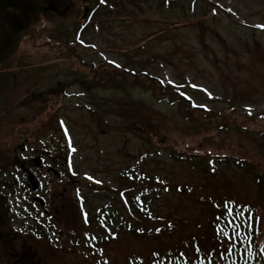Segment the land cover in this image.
<instances>
[{"label": "rangeland", "instance_id": "obj_1", "mask_svg": "<svg viewBox=\"0 0 264 264\" xmlns=\"http://www.w3.org/2000/svg\"><path fill=\"white\" fill-rule=\"evenodd\" d=\"M35 1L37 8L43 10L41 20L47 27L42 30L40 22L30 26L35 21L36 10H14L11 22L24 31L11 29L9 42L21 46L18 50L9 46L10 50L0 52L3 57L0 81L18 64H22L19 66L22 71H29L25 73L22 86L15 81L19 104L12 114L15 118L25 117L15 120L7 110H0V134L4 131L3 137L8 135L0 137L2 152L6 148L3 145L10 144L12 138L13 143L16 142L15 122L23 134L21 143L25 142L24 147L18 148L17 158L11 153L7 159H0L3 167L0 168V190L5 182L6 190L13 196L9 178L12 170L19 167L25 171L26 184L23 180L15 184L27 194L29 174L39 172L37 180L45 188L50 185L55 190V197L48 201L64 231L62 241L68 249H56L47 238L38 240L33 235L14 243L5 236L10 231L1 223L0 261L8 260L10 254L24 253L23 258L13 255L17 264H90L84 261L88 256L83 253L95 250L94 242L83 235L86 248L82 244L81 249L72 251L79 245L74 241L70 243L68 230L78 227L82 230L86 213L95 215L106 206L104 196H113L120 190V174L133 169L143 157L147 160L137 171L156 172L159 164L152 162L151 156L161 151L157 158L162 159L163 154H167L163 150L165 146L187 155L208 156L212 162L219 159L214 166L216 171L212 169L214 174L201 176L199 166L176 164V169L169 171L171 174L165 178L166 185L185 183L191 185L192 190L181 196L166 192L167 210L161 209L165 212L163 215L157 212V206L164 198L151 199V203H155V207H151L154 214L148 209V216L130 207L127 201L125 207L117 204L129 228L137 232L122 230L118 238L108 242L110 254L104 257L95 253L93 264L95 261L97 264H149L151 260L157 264L158 252L177 253L169 259L173 264H217L221 258L229 264H239L240 257H244L239 256L238 248L232 245L219 248L217 255L213 253L203 258V250L197 253V247L202 245L193 235L201 234L203 243L209 244L204 250H211L213 244L208 241L210 236L205 227L207 219H212L214 214L209 205L214 199L221 200L220 203L224 199L235 200L249 206L263 201L264 191L246 173L247 167L241 170L228 164L235 162L230 158H239L264 176V0H174L175 3L168 0L165 5L142 0L140 5H127L125 10L119 11L131 18L105 22L101 31L99 28L84 31L80 37H75L73 31L69 40L75 43V51L55 42L59 40L60 29L72 28L71 24L79 25L84 21L85 9L92 8L88 0ZM10 2L15 5L14 1ZM52 3L55 4L50 14L48 9ZM24 15L31 16V23L27 24ZM16 18H21L24 24H18ZM96 19L100 22L98 17ZM37 28V36L31 38ZM49 39L53 41L50 46L47 45ZM130 60L131 64H127ZM121 67L147 71L149 75L132 77L122 73L125 80L108 81L114 73H120ZM149 77L157 78L168 90L188 93L195 101L196 110L191 111L192 115L187 114L179 103L168 98V92L165 96L158 94L154 85L146 83ZM63 89L68 92L67 100H62ZM23 96H30L25 105H22ZM5 105L10 106L9 102ZM203 107L210 113L207 119L210 115L216 116L212 121L229 117L228 121L217 128L207 127L206 121L198 115ZM144 119L159 129L158 137L150 133L140 135L126 127ZM37 138L43 144H39ZM49 142L57 154V166L51 168L48 164L55 160L54 154L43 153L41 157L46 161L39 164L38 157L33 156ZM66 143L70 149L68 163L63 160ZM59 153L62 160L58 158ZM66 163L75 176L67 187L65 177H61L62 181L55 171L67 173ZM138 192L140 188L132 193ZM5 196L6 201L0 204L3 213L22 199L8 201L7 192ZM27 203V210L33 213L29 201ZM79 207L83 208L81 214ZM170 211L176 216L172 225L164 221ZM182 215L188 218L186 227L178 220ZM167 223L169 225L161 227ZM152 231H158L160 237L154 238ZM260 237L258 233V239ZM258 242L262 247V242ZM183 250L188 254H182Z\"/></svg>", "mask_w": 264, "mask_h": 264}, {"label": "trees", "instance_id": "obj_2", "mask_svg": "<svg viewBox=\"0 0 264 264\" xmlns=\"http://www.w3.org/2000/svg\"><path fill=\"white\" fill-rule=\"evenodd\" d=\"M91 1V0H90ZM140 1V2H138ZM147 3H149V0H144ZM159 1L162 5L167 4L168 0H155ZM193 1V0H192ZM142 4V0H96L95 1V10L93 13L89 16V19L87 22H85L87 25L83 27L84 31L91 32L92 30H95V28H99V31H101V26L105 25L104 23L108 21H115L120 20L124 21L127 18H131L125 13H120L119 11L125 10L127 5H137ZM171 3H175L174 0L171 1ZM134 7V6H133ZM204 10V9H203ZM35 13L36 18L34 22H37L40 18L41 11L40 9H36ZM100 19V22L96 18ZM11 43V42H10ZM20 44V43H19ZM8 45V44H7ZM14 44H9L7 49L10 50ZM10 46V49H9ZM19 46H13L14 48H17ZM16 50V52H17ZM15 52V53H16ZM132 60L127 62V64H131ZM120 73H114L113 76L109 78L108 81H112V83H118L119 80H125L126 78L122 76V73H129L133 76L141 75L145 76L146 74L149 75V73L146 71L137 72L135 70H131L128 68H121ZM130 71L132 73H130ZM146 83H150L154 85L155 89H157L158 94L161 96H165V92H168L170 96H168L169 99H172V101L177 102L181 105L182 108L185 109L186 113L189 114L191 111H195L196 108L192 104V100L188 93L180 92L177 89H170L168 90L167 87L164 84H160L159 80L154 77L148 78L146 80ZM161 91V92H159ZM235 111V110H234ZM208 113L205 109H200L198 112V115L200 116L199 119L206 121L205 125L207 127H213L217 128L221 124L225 125L228 121L229 117H224L222 120L215 119V121H212V117L215 118L216 116H210V119H207ZM192 115V113H191ZM222 117V116H220ZM162 124V123H161ZM222 125V126H223ZM130 130L132 132H135L140 135H146V133H150L151 136L158 137V128H155L153 126V123H151L148 120L142 121V122H131ZM125 127V128H126ZM163 127V125H162ZM125 130V129H124ZM149 141V140H148ZM153 142V141H150ZM162 144L160 143V146L157 148H161ZM164 152L167 154H163L162 159H158V153H162L161 151H155L154 154L151 156V161L154 163L159 164V169L156 172L148 171L146 169L137 171L141 164L145 160H147V157H143L141 162L138 165H134L133 169H127L123 171L119 178L121 180L120 184V191L123 193H114L113 196H104V199L108 202L106 206H103L99 212L95 215L89 214V222L88 224L82 225V230L78 233L82 235V233H85L86 236L89 238V242H94L93 247H95V250L89 252L88 258L84 260L86 263L92 261L94 258V253H98L100 256L107 257L110 253L108 250V242L111 240H114V237L118 238L119 233L123 231L129 230L130 233L137 232L135 229L129 228V224L126 220H124V214L118 210L117 204H122L124 198L128 199V203L130 207L134 208L136 211L142 212L146 216H148V209L151 210V207H155L153 203H151V199H154L157 197L158 199L164 198L163 203L157 208V212L160 215H163L165 212L162 210H167V204L165 202V194L166 192H173L178 193L180 196L186 192V189L189 184H180V185H166L167 182L165 181V178L167 175H170L171 172L176 169V164H187L189 163L192 168H196L197 166L200 167V172L202 173L201 176H206L207 173H211L212 169H216L214 167L216 164V161H219V159H216L214 162L210 161L208 156H201V155H187L184 152L172 150L164 146L163 148ZM234 160L235 162L233 164H228L230 167H236L241 170H244V167H247L246 173L250 175V178H252L264 191V176L254 170L252 167L247 165L246 163H243L244 161L235 157L230 158ZM219 163V162H218ZM172 166V168H167L168 166ZM164 166V168H163ZM194 166V167H193ZM196 171V170H195ZM194 171V172H195ZM194 172L192 174H194ZM213 173V172H212ZM214 174V173H213ZM212 174V175H213ZM153 182H158L159 184H153ZM190 183L189 181H187ZM136 188H140V192L138 193H132ZM154 188L152 191L151 189ZM113 192V191H112ZM152 193H155V196H152ZM214 203L211 204V208H213L214 214L212 216V219H207L206 221V227L205 230L208 232L209 236L208 241L209 243H212L209 251L204 250L207 245L206 243H203L202 238L203 236L200 235H193L196 241L199 242V245L201 247H197V253L202 252V257L205 258V256H209L210 254L215 253L217 255L219 247L217 242L226 240L227 246L229 243H232V246H235L238 248V255H243L244 258L241 259L238 262L239 264H264V247L259 246L258 241L264 242V197L263 201H259L255 206H239L238 207L231 203V204H223L218 202V200H213ZM154 214V211L151 210ZM4 212V209H3ZM176 216L172 214V211H170L164 221L171 222L172 219H174ZM249 218H252V224L253 227L250 229L245 221H247ZM161 220V219H160ZM178 220L183 224V227H186V223L188 222V218H185L183 215L178 217ZM173 222V221H172ZM172 222L170 223L172 225ZM163 224L161 227L167 226L169 224ZM239 226V227H237ZM235 229V231H234ZM95 230V231H92ZM225 231L227 232V235H225ZM96 232V233H94ZM258 233L260 234V238L258 239ZM151 235L158 239L160 235L157 232L151 233ZM192 237V235H189ZM85 241V240H83ZM262 242V243H263ZM84 244V243H82ZM84 244V248H86ZM107 248V249H106ZM240 249V250H239ZM263 253V254H262ZM177 253H172L171 255H164L162 257V263L161 264H171L169 262V259L176 255ZM182 254H188L185 250L182 251ZM192 259V256L190 257ZM198 260V259H197ZM195 260V261H197ZM193 261L192 263H194ZM160 262V261H159ZM96 263V261H95ZM217 264H229L228 262L224 261L223 258H221L220 261L217 262Z\"/></svg>", "mask_w": 264, "mask_h": 264}, {"label": "flooded vegetation", "instance_id": "obj_3", "mask_svg": "<svg viewBox=\"0 0 264 264\" xmlns=\"http://www.w3.org/2000/svg\"><path fill=\"white\" fill-rule=\"evenodd\" d=\"M12 1L15 2V5H13L12 2L8 3L9 0H5L4 4L0 7V21L7 27L8 31H10L11 29H14L13 32H16V30L23 32L24 30L19 29L20 27L17 26L18 27L17 28V27L13 26V22H11V18H12L11 14H12V12H14V10L17 11L18 8H25L26 12H31V10L35 11L36 9H38L36 6V1L35 0H12ZM0 2H1V0H0ZM54 4L55 3H52L53 7H54ZM19 12H21V11L19 10ZM50 14H51V12H50ZM23 17H26L27 24L31 23V20H32L31 16H25L24 15ZM17 20H18V24H24V22L21 21V18L17 19ZM31 25L32 24H30V26ZM22 29H24V27ZM2 60H3V57H0V62H2ZM6 152H7V154H9V151H6ZM2 153H3L2 150H0V159L2 157ZM0 168L3 169L1 164H0ZM3 183L4 184L1 187V189L3 188V190H0V204L4 203L3 201L5 200V197H6L5 192H6V184L7 183H5V182H3ZM12 192H14V191L12 190ZM16 194H17V192H16ZM0 210H1V207H0ZM1 223L4 226H6L7 228L10 226L9 219L0 213V224ZM53 228H55V226H53ZM0 236H1V234H0ZM0 244H1V237H0ZM0 264H2V263H0Z\"/></svg>", "mask_w": 264, "mask_h": 264}, {"label": "snow or ice", "instance_id": "obj_4", "mask_svg": "<svg viewBox=\"0 0 264 264\" xmlns=\"http://www.w3.org/2000/svg\"><path fill=\"white\" fill-rule=\"evenodd\" d=\"M102 2H103V0H102ZM252 218H249L247 221H245V223L247 224V226L251 229L252 227H253V224H252ZM237 227H239V226H237ZM234 231H235V229H234ZM225 235H227V232L225 231Z\"/></svg>", "mask_w": 264, "mask_h": 264}, {"label": "water", "instance_id": "obj_5", "mask_svg": "<svg viewBox=\"0 0 264 264\" xmlns=\"http://www.w3.org/2000/svg\"><path fill=\"white\" fill-rule=\"evenodd\" d=\"M87 11H88V10H87ZM87 11H86V13H87ZM0 26H1V28L4 30V41H3V43L0 45V48H2L3 45H4V43H5V41H6V39H7V33H6L5 29H4V27H2V25H0Z\"/></svg>", "mask_w": 264, "mask_h": 264}]
</instances>
